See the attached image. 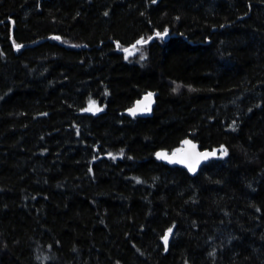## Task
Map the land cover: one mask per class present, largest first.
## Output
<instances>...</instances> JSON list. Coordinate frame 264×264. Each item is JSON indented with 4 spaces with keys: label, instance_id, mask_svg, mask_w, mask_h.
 Listing matches in <instances>:
<instances>
[{
    "label": "trees",
    "instance_id": "trees-1",
    "mask_svg": "<svg viewBox=\"0 0 264 264\" xmlns=\"http://www.w3.org/2000/svg\"><path fill=\"white\" fill-rule=\"evenodd\" d=\"M0 264H264V0H0Z\"/></svg>",
    "mask_w": 264,
    "mask_h": 264
},
{
    "label": "water",
    "instance_id": "water-1",
    "mask_svg": "<svg viewBox=\"0 0 264 264\" xmlns=\"http://www.w3.org/2000/svg\"><path fill=\"white\" fill-rule=\"evenodd\" d=\"M168 36V32L162 34ZM139 43H135L123 49L129 50ZM151 94V96H149ZM156 104V98L152 93H146L141 98L137 99L132 106L125 110V114L129 116H146L149 115ZM221 148L215 147L213 149L201 148L199 143L192 138H185L181 141L180 145L172 150L160 149L156 152L155 156L158 160L170 166H180L186 168L191 174H196L201 166L219 156ZM192 168L195 170L193 171ZM168 241L170 233H167ZM168 244V242H167Z\"/></svg>",
    "mask_w": 264,
    "mask_h": 264
},
{
    "label": "snow or ice",
    "instance_id": "snow-or-ice-1",
    "mask_svg": "<svg viewBox=\"0 0 264 264\" xmlns=\"http://www.w3.org/2000/svg\"><path fill=\"white\" fill-rule=\"evenodd\" d=\"M157 35H160V33H157ZM142 41H138V43H141ZM127 51V50H126ZM149 96H151V94H149ZM93 104H94V102H93ZM97 111H99V109H96ZM226 154V153H225ZM192 170L194 171L195 169L194 168H192ZM169 232H171V229H169ZM163 239H164V242H165V244H167V242H168V235L166 234L164 237H163Z\"/></svg>",
    "mask_w": 264,
    "mask_h": 264
},
{
    "label": "rangeland",
    "instance_id": "rangeland-1",
    "mask_svg": "<svg viewBox=\"0 0 264 264\" xmlns=\"http://www.w3.org/2000/svg\"><path fill=\"white\" fill-rule=\"evenodd\" d=\"M94 105H96V103H95V102H94V104H93V102H91V103H90V106H94Z\"/></svg>",
    "mask_w": 264,
    "mask_h": 264
}]
</instances>
